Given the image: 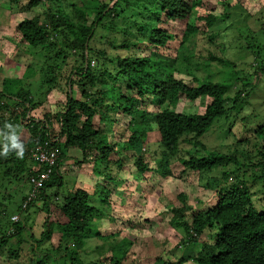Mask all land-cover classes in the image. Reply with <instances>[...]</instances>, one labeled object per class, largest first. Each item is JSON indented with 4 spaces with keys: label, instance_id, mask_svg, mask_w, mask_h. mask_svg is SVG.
Segmentation results:
<instances>
[{
    "label": "trees",
    "instance_id": "obj_1",
    "mask_svg": "<svg viewBox=\"0 0 264 264\" xmlns=\"http://www.w3.org/2000/svg\"><path fill=\"white\" fill-rule=\"evenodd\" d=\"M202 5L203 0H29L24 5L22 11L35 12V15L23 18L19 22L17 29L21 39L34 49L46 50L47 57L55 64L48 65V73L43 71L42 83L53 89L60 74L66 83L64 87L58 84L57 88L65 91L67 100L55 113L48 112L43 118H36L31 113L42 103L36 102L30 91L19 90L15 91L17 93L9 94L0 89V113L4 112L0 114L2 135L0 146L6 142L4 136L12 131L4 127L6 124L14 126L19 139L20 128H26L29 134L27 138L22 139L25 147L23 158L17 157L13 150L7 159L8 155L0 156V165L10 166L11 170L8 168L5 171L7 174L11 171L17 180L25 177L26 181L30 182V176L38 175L47 167L38 165L32 159L31 149L37 145H44L45 141H50V146L59 150L57 164L48 180L43 183L26 209L21 205L22 209L28 210L32 205L36 206L38 202H42V209L48 213L45 221L47 225L54 207L60 209L68 218L60 244L56 248L60 253H64L56 264H82L76 252L71 254L70 261L63 259L62 256L70 249L66 244L67 241L76 238V241L83 245L90 232L97 230V223L92 220L96 218L100 220L108 215L104 208H96L91 204V194L84 188H75L73 193L65 195L60 201L58 198H61V195L58 192L52 197L47 193L49 187L63 184L65 175L61 161L66 157L65 152L68 149L77 148L83 153L84 157L80 161H75V164L87 159L109 161L113 152L122 155L123 151H128L127 145L134 149L132 138L139 136L146 138L150 131H154L152 126L154 123L161 150L157 155L160 161L156 169L163 175L171 174L167 165L168 156L182 153L180 148L182 140L193 142L195 147L205 146L201 137L211 129L215 121L227 117L230 111L236 108L240 110L242 106L240 102L256 88L252 82H243L238 88L237 77L235 81L225 82L214 81L209 77L201 79L195 75L194 70L200 68V64L193 62L191 54L184 48L194 42L195 37L203 31L196 19L205 21L211 31L220 19L231 17L229 11L221 15L201 10L198 14V9H201L199 7ZM39 6H42L41 12L37 10ZM237 6L242 11L246 10L242 8V0H238L232 9ZM136 10L142 11V18L128 16L129 12ZM176 21H185L182 34H178L179 36L171 32L169 27H164L165 24L169 25ZM120 22L127 25L121 28ZM99 30L119 32L125 37L120 42L106 43L116 52L109 53L106 47L93 46V38ZM206 35L211 39L215 36ZM172 39L180 41L179 47L176 48L181 53L179 57H173L166 52ZM251 39L254 41L253 35ZM141 43L146 47L149 46V54L141 56L135 52L136 49H141L139 47ZM55 45H58V51L54 48ZM225 48H227L226 44L223 49ZM53 49L55 50L52 51ZM244 49L249 56L251 53L253 55L248 62L251 63L250 67L253 71L250 73L254 74L262 70L264 63L259 61L262 57V45L248 42ZM72 56L74 63L64 75L66 67L63 69L59 60L67 62ZM157 56L160 57L159 60L156 59ZM212 59L228 62L227 59L221 60L215 57ZM93 60L97 61L96 66ZM162 64L170 65V69H162L160 67ZM233 72L232 75H236L238 70L233 69ZM180 76L192 77V81L197 84L193 85ZM105 85L109 89L108 92L103 90ZM75 88L79 89L81 98H75ZM232 90L235 93L234 98L227 96ZM199 98H209L203 113L177 111L180 101L193 103ZM148 100L154 103L155 110H151L146 104ZM228 102L232 103L229 108ZM120 115L130 118L126 130H121L120 120L117 118ZM54 122L59 125L57 133L53 131ZM126 131L131 135L121 141ZM255 133L264 137V124L257 127ZM113 138L117 140L113 142ZM62 141H64L63 145ZM183 152L179 160L189 170L204 172L218 167L226 168L222 173L224 182L218 189L220 194L218 203L203 210L194 211L186 203L184 195L180 194L184 205L171 210L169 224L175 229L184 231L180 244L187 251L197 246L199 251L194 256L188 255L182 258V255L177 253L178 248L175 247L172 253L175 251L179 259L173 261L157 257L155 264H184L189 260L196 264H264V189L255 190L258 181H263L264 185V151L259 150L260 158L257 162L251 160L253 155L249 152L246 155L239 153L238 150L231 153L215 150L206 157L195 156L189 150ZM143 155L144 153H140L135 162L137 170L141 173L150 170ZM241 155L247 159V162L240 159ZM231 165L237 166L238 169L253 167L255 170L259 169L261 174L250 183L238 175L234 182H230L229 178L235 173L227 169ZM12 169H15L16 174ZM110 179H113L112 174ZM10 180L15 181L13 176L9 178ZM107 193L106 189L102 190L100 199L108 207H112ZM189 211L190 216L187 215ZM6 212L7 204L0 209V221L3 226H5L3 219L7 215ZM11 222L12 233L4 234V227L1 225L0 254L11 237L21 238L24 226L19 221L13 222L11 219ZM96 234L98 236L100 232ZM209 234L210 239L205 238ZM44 237L49 239L50 233L48 232ZM19 242L16 245L20 247ZM38 243L40 245L41 240ZM132 243L125 239V247ZM120 247L118 245L109 257L114 264H126L125 260L130 256L127 248L126 250ZM18 249L12 245L8 251L12 264H20L23 258V254L21 255ZM37 257L39 258H31L29 264L36 262V264H50L45 256ZM129 264H138V260H133Z\"/></svg>",
    "mask_w": 264,
    "mask_h": 264
},
{
    "label": "rangeland",
    "instance_id": "obj_2",
    "mask_svg": "<svg viewBox=\"0 0 264 264\" xmlns=\"http://www.w3.org/2000/svg\"><path fill=\"white\" fill-rule=\"evenodd\" d=\"M237 1L203 0V5L199 7L201 9H198V14L201 10L221 15L229 11L231 17L220 19L211 31L207 28L205 21L196 19L203 31L195 37L194 42L189 43L184 49L191 54L193 62L200 64V68L194 70L195 75L199 78L206 79L209 77L214 81L229 82L235 81L237 77L238 88L243 82H252L256 86L254 91L240 102L242 105L240 110L236 108L230 111L227 117L215 121L211 129L201 137L205 146L195 147L193 142H185L186 139H183V143L180 145L182 153L169 154L168 156L167 165L171 174L163 175L156 169L157 163L160 161L157 155L161 150L156 133L157 127L154 123H152L154 131H150L146 138L140 136L132 138L135 150L127 145L128 151H123L122 155L113 152L109 161L87 159L75 164V161H80L84 157L83 153L77 148L65 150L66 157L61 161L63 175H65L63 184L49 187L47 193L52 197L58 192L61 195V198H58L60 201L65 195L70 194V192L73 193L75 188H84L91 194V204L96 208H104L108 215L100 220L98 218L92 220V222L97 223V230L90 232L83 245L77 242L76 238H70L67 241L66 244L70 249L67 250L66 255L62 256L64 260L70 261L71 254L76 252L78 259L82 260V264H114L109 257L118 245L121 246V249H128L130 256L125 260L126 264L133 260H138V264H155L157 257L177 260L179 257L175 251L172 253L175 247L178 248L177 253L182 255V258L197 254L199 246L187 251L180 244L181 235H184V231L175 229L169 224L172 216L171 210L184 205L180 194L184 195L186 203L194 211L215 206L219 201L218 189L220 184L224 182L222 173L226 168L218 167L212 171L196 172L186 168L179 157L183 155L184 150H189L198 157H206L215 150L222 153L238 150L239 153L246 155L249 152L253 155L251 160L257 162L260 158L259 150L264 151V137L257 136L255 133V129L264 124V65L262 70L260 69L261 71L259 70L254 74L250 73L253 71H251V63L248 62L251 61L253 55L251 53L249 56L244 49L248 42L261 44L262 57L259 61L264 63V0H242V8L247 11L238 9L239 5L232 9ZM28 2L29 0H0V89L9 94L19 90L30 91L35 101L42 103L31 114L36 118H43L48 112L55 113L66 102L65 91L61 90L62 88H57L58 84L64 87L66 81L59 74L53 89L42 83L43 71L48 73V65L52 64L53 61L47 57L46 50L34 49L23 42L17 29L23 18L35 15V12L22 11ZM37 10L41 12L42 6H39ZM128 16L138 19L143 17L141 10L129 12ZM120 25L121 28H124L127 24L120 22ZM184 25L185 21H176L169 25L165 24L164 27H169L171 32L179 36L178 34H182ZM206 34L215 36L211 39ZM250 34L253 35L254 41ZM102 35L105 37H101ZM124 38L119 32L99 30L94 36L92 44L95 48L106 47L109 53H114L116 50L107 46L106 43L110 41L120 42ZM225 44L227 48L223 49ZM179 45V39H172L169 50L166 51L167 54H171L173 57L181 56V53L176 49ZM139 47L141 49H136V53L141 56L149 54V46L146 47L141 43ZM54 48L59 50L58 45H55ZM119 52L123 53V51ZM212 57L221 60L227 59L228 62H225L226 60L220 62L217 59H212ZM159 58L157 56L156 59L159 60ZM59 63L62 64L63 69L66 67L63 73L66 75L74 63V57L72 56L67 62L59 60ZM93 64L96 66L97 61L93 60ZM160 67L170 69L168 64H162ZM233 69L238 70L236 75H232ZM180 77L185 78L193 85L197 84L192 81V77ZM58 79L62 80L58 81ZM103 90L108 92L107 85L103 87ZM234 94L232 90L227 96L234 98ZM74 96L81 98L78 88H75ZM208 102L209 98H199L193 103H187L183 100L179 102L176 109L180 112L203 113ZM146 104L151 110H155L153 102L148 100ZM227 104L229 108L232 103L228 102ZM11 107L14 108V106ZM0 114H4V112ZM117 118L120 120L121 130H126L125 127L130 118L126 115H120ZM58 130L59 125L54 122L53 131L57 133ZM19 135L22 143V139L29 136L26 128H20ZM130 135L131 133L126 131L121 141L126 140ZM1 139L0 131V141ZM113 139V142L117 140ZM61 143L63 145L64 141ZM140 153H144L143 159L148 162L150 167V170L145 173L139 172L135 166ZM9 154L11 155V153ZM9 154L6 159L9 158ZM240 159L247 162V159L242 155ZM8 168L11 170L8 165H0V209L7 204V215L4 219L2 217L5 226L0 221V230L1 225L4 227V234L12 229L11 217L15 214L20 216L19 222L24 227L21 238L11 237L7 246L1 250L0 264H12L8 256V251L12 245L19 248L21 255L23 254L21 262L19 261L20 264H29L30 259L33 257L37 259L39 258L38 255L40 258L45 256L48 263L56 264L61 254L64 253H60L56 248L60 244L62 231L67 226L68 218L60 209L54 207L51 215H49L50 221L47 225L45 221L48 218V213L42 209V202H38L36 206L32 205L28 210L22 209V202L31 186L26 181L27 178L17 180L11 171L7 174L5 170ZM227 169L235 172L229 178L230 182H234L236 175H238L250 183L261 174L259 169L255 170L253 167L250 169L240 167L238 169L237 166L231 165ZM12 171L16 174L15 169ZM111 174L113 179H110ZM11 176L15 181H9ZM105 189L108 191L107 194L112 207H108L100 199L101 191ZM263 189V181L260 180L255 184V190ZM187 215L190 216L191 212L189 211ZM48 232L50 233L49 239L44 237ZM96 232H100V235L97 236ZM110 235L111 237H109ZM106 236L107 238H105ZM210 237L209 234L205 238L210 239ZM125 239L133 243L125 247ZM20 240L21 242H19ZM40 240L42 243L39 245L38 241ZM17 242L20 243V247L16 245ZM184 264L196 263L189 260Z\"/></svg>",
    "mask_w": 264,
    "mask_h": 264
},
{
    "label": "built area",
    "instance_id": "obj_3",
    "mask_svg": "<svg viewBox=\"0 0 264 264\" xmlns=\"http://www.w3.org/2000/svg\"><path fill=\"white\" fill-rule=\"evenodd\" d=\"M50 141H45L44 145H37L33 149H31V157L32 159L39 164L43 166H47L46 169H42L38 175L30 176L29 184L30 189L27 193V197L24 199L22 203L23 208H27L29 204L33 201V199L36 197L37 192L39 189L43 186V183L48 180L50 177V174L53 172L54 166L57 164L58 158H59V150L55 149L50 146ZM13 222L20 221V216L18 214H15L11 217ZM13 229L9 231V233H12Z\"/></svg>",
    "mask_w": 264,
    "mask_h": 264
},
{
    "label": "clouds",
    "instance_id": "obj_4",
    "mask_svg": "<svg viewBox=\"0 0 264 264\" xmlns=\"http://www.w3.org/2000/svg\"><path fill=\"white\" fill-rule=\"evenodd\" d=\"M4 127L6 129H11L12 131L11 133L4 136V140L6 142L0 146V156H7L14 150L17 157L23 158L25 147L16 134L14 126L11 124H6Z\"/></svg>",
    "mask_w": 264,
    "mask_h": 264
}]
</instances>
